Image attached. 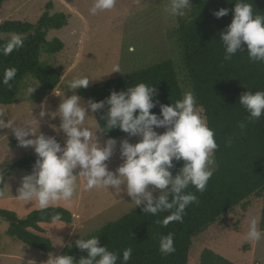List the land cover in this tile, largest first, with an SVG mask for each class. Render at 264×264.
Masks as SVG:
<instances>
[{
	"label": "trees",
	"instance_id": "1",
	"mask_svg": "<svg viewBox=\"0 0 264 264\" xmlns=\"http://www.w3.org/2000/svg\"><path fill=\"white\" fill-rule=\"evenodd\" d=\"M5 1L0 0V9ZM236 2L238 0H191L185 15L177 17V45L182 49L179 63L186 72L196 106L203 110L218 144L213 157V175L203 192H198L192 185L185 190L194 193L197 201L187 206L182 222L173 221L164 226L163 219L175 209L153 215L143 212L142 206L82 238L97 236L100 246L118 254L116 264H124L123 252L128 248L132 249V254L127 264H188L192 238L217 221L226 223L230 214L234 217L243 215L253 199L261 201L258 228L264 231V116L249 120L248 112L239 103V97L245 91H264V62L252 61L246 48L239 50L230 60L224 58L225 48L220 34L231 23ZM246 2L252 4L254 14L264 15V0ZM48 6L34 24L11 19L0 23V30L9 32L21 33L32 28L30 35L20 38L22 46L9 55L0 51V105L15 102L26 76L36 80L46 92H51L59 84L60 73L38 59L40 52L52 55L64 46L59 38H46L48 30L67 24L64 13H49ZM220 8L229 11L217 18L214 12ZM8 43L0 40V48ZM8 68H15L16 76L5 85L2 83L3 74ZM141 82L156 88L153 99L157 104L151 111L158 116L161 104H171L183 98L171 59L79 88L77 93L90 101H101L106 100L112 91H123ZM107 111L108 105L105 104L103 109L93 112L104 137L115 139L127 134L118 127L107 130ZM241 122L246 125L243 129ZM36 160V155H29L13 165L31 171ZM183 164V160L174 161L172 174L179 171ZM2 183L0 180V191L3 190ZM57 214L60 218L54 219ZM0 215L9 219L6 233L10 237L46 253L53 251L54 247L45 236V225L53 221L71 223L73 220V214L61 206L34 209L21 218L4 211H0ZM239 222L237 217L234 227ZM169 233L174 237L175 251L166 255L160 251V240ZM75 241L65 244L60 255H69L75 249L73 258L75 264H79V259L87 256V250L78 248ZM199 264L235 263L210 249H204Z\"/></svg>",
	"mask_w": 264,
	"mask_h": 264
},
{
	"label": "clouds",
	"instance_id": "2",
	"mask_svg": "<svg viewBox=\"0 0 264 264\" xmlns=\"http://www.w3.org/2000/svg\"><path fill=\"white\" fill-rule=\"evenodd\" d=\"M115 4L116 0H94L89 11L95 15L114 8ZM190 6L191 0H170L166 12L171 17H179L185 15ZM228 11L220 8L214 15L220 18ZM220 40L225 48V60L246 48L252 61L264 62V15L254 14L251 3L238 0L233 19L227 30L220 34ZM19 46H22L20 38L13 37L0 51L9 55ZM128 50L134 52L135 47L129 46ZM113 72L123 73L119 64H114L108 74ZM15 76V68L6 69L2 83L8 85ZM90 80L88 76L74 77L66 87L70 90L87 88ZM35 88L29 87L28 94ZM155 90L141 82L123 91H112L106 100L90 101L87 109L79 95L64 97L57 109L61 118L59 129L53 125L66 136L63 146L55 137L40 132L37 135L31 125L17 126L13 120L5 121L6 113L0 110V128H12L20 146L32 147L37 156L35 170L23 177L17 197L26 203L35 202L39 210H45L58 206L61 201L70 202L77 191L78 177H83L86 191L99 187L111 188L118 194L125 191L135 206L144 205L143 212L156 215L175 209L163 219L164 226L173 221L182 222L187 206L197 201L194 193L185 190L189 185L198 192L206 189L213 175V157L218 144L191 92H186L174 103L161 104L158 116L151 111L157 104L153 99ZM239 103L248 112L249 120L264 116V91H245L240 95ZM105 104L108 105L107 130L118 127L129 136L140 137L136 143L127 139L120 142L123 162L115 171L110 170L106 162L113 155L116 140L109 138L101 145L96 136L98 128L93 132L85 125L88 109L96 112ZM44 115L45 111L41 110L40 116ZM245 126L241 122V129ZM161 127L166 130L158 133L155 129ZM30 136L34 138H28ZM180 160L184 164L173 176L174 161ZM156 190H160L158 196L153 195ZM59 218V214L54 217ZM262 238L264 233L258 229V220L253 217L245 239L260 241ZM75 244L81 250H87V256L80 258L79 264H116L118 254L100 246L97 236L77 239ZM160 251L166 255L175 251L171 233L161 238ZM131 254V248L124 250V264L131 259ZM75 261L70 255H59L50 257L47 264H75Z\"/></svg>",
	"mask_w": 264,
	"mask_h": 264
},
{
	"label": "rangeland",
	"instance_id": "3",
	"mask_svg": "<svg viewBox=\"0 0 264 264\" xmlns=\"http://www.w3.org/2000/svg\"><path fill=\"white\" fill-rule=\"evenodd\" d=\"M93 3L94 0L5 1L0 9V23L11 19L34 24L47 5L49 13L62 12L67 17L66 25L50 29L46 35L47 40L59 38L64 44L63 48L52 55L40 52L38 56L41 62L49 64L60 73L59 84L51 92H46L36 80L26 76L18 89L15 102L0 105V110L6 113L3 117L5 121L13 120L17 126L31 125L37 135L40 132L45 136L55 137L63 146L66 136L62 131L55 130L53 125L59 129L61 118L57 109L61 99L73 94L79 95V88L67 89L66 85L70 80L88 76L92 79L89 83L91 85L165 59L174 62L183 96L186 92L192 93L184 67L179 63L182 49L177 45V17H171L166 12L170 0H116L114 8L95 15L89 11ZM129 46H134L135 51L130 52ZM114 64H119L123 73L108 74ZM29 87H36L30 95L27 91ZM81 102L87 109L90 100L81 97ZM196 107L204 117L203 110ZM41 110L45 111L43 117L40 116ZM85 125L91 127L93 132L98 128L96 136L101 145L108 140L90 109ZM155 130L163 133L166 129L161 127ZM125 139L136 143L140 137L125 134L115 138L117 143L113 155L106 162L112 171L123 162L120 142ZM29 155H36L34 149L20 146L12 128H0V165L13 164ZM35 166L31 171L13 167L1 173L3 190L0 191V211L21 218L38 209L35 202L26 203L17 197V189L21 186L23 177L32 174ZM178 172L173 173V176ZM84 183L83 177H78L77 191L71 201H61L58 204L73 214L72 222L53 221L45 225V236L53 245V251L46 253L10 237L6 233L8 223L0 220V252L5 253L0 256V264H47L50 257L60 255L70 240L83 238L103 225L144 206H135L125 191L118 194L113 189L104 187L86 191ZM159 193L160 190H156L153 195L158 196ZM261 207V201L253 199L243 215L234 217L230 214L226 223L217 221L195 235L189 250L188 264H199L200 254L204 249H210L235 264H264V238L260 241L245 239L250 219L255 217L259 222ZM237 217L240 222L234 227ZM260 231L264 233L263 230ZM75 253V249H72L69 255L74 257Z\"/></svg>",
	"mask_w": 264,
	"mask_h": 264
},
{
	"label": "water",
	"instance_id": "4",
	"mask_svg": "<svg viewBox=\"0 0 264 264\" xmlns=\"http://www.w3.org/2000/svg\"><path fill=\"white\" fill-rule=\"evenodd\" d=\"M31 33H32V28L29 29V30H27V31H25V32H21V33L0 30V40L5 41V42H10L13 37L23 38V37H27ZM13 167H14L13 164L0 165V174L4 170H6V169H12ZM0 220L5 221L6 220V217L0 215Z\"/></svg>",
	"mask_w": 264,
	"mask_h": 264
},
{
	"label": "flooded vegetation",
	"instance_id": "5",
	"mask_svg": "<svg viewBox=\"0 0 264 264\" xmlns=\"http://www.w3.org/2000/svg\"><path fill=\"white\" fill-rule=\"evenodd\" d=\"M14 213V212H13ZM2 221V220H1ZM4 222L8 223L9 222V219L7 218ZM24 244V243H23ZM26 245V244H25ZM5 253L3 252H0V256H3Z\"/></svg>",
	"mask_w": 264,
	"mask_h": 264
},
{
	"label": "crops",
	"instance_id": "6",
	"mask_svg": "<svg viewBox=\"0 0 264 264\" xmlns=\"http://www.w3.org/2000/svg\"><path fill=\"white\" fill-rule=\"evenodd\" d=\"M7 12H10L9 10H7ZM7 15H9V14H7Z\"/></svg>",
	"mask_w": 264,
	"mask_h": 264
}]
</instances>
